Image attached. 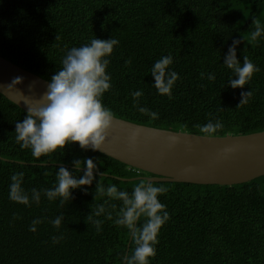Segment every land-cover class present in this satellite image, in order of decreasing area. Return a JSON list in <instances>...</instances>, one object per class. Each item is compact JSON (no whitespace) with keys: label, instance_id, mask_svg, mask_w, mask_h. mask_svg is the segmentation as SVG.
<instances>
[{"label":"trees","instance_id":"1","mask_svg":"<svg viewBox=\"0 0 264 264\" xmlns=\"http://www.w3.org/2000/svg\"><path fill=\"white\" fill-rule=\"evenodd\" d=\"M256 23L264 25V0H0V56L49 82L67 49L94 36L113 37L119 45L102 103L114 117L199 135L201 125L220 120L223 128L212 137L247 135L264 131V37L251 39ZM233 40L239 41L238 61L247 57L260 69L243 89L226 84L232 73L222 66ZM163 55L172 56L179 76L171 99L151 86L150 68ZM209 72L213 81L206 79ZM249 88L252 96L238 106ZM138 89V106L158 119L133 106L131 92ZM25 113L0 93V264H123L135 245L128 230L113 223L121 202L101 195L96 184L130 192L155 175L78 144L33 158L14 139ZM85 158L101 175L94 173L93 183L74 190L63 206L47 200L41 190L54 187L57 169L79 176L82 169L72 161ZM14 172H23L29 197L33 188L41 192L38 204L9 199ZM151 183L167 188L159 200L170 218L150 264H264V176L232 186ZM101 204L105 212L92 217L103 221L97 231L89 217ZM61 214V226L54 228L50 221ZM33 219L42 221L36 232L28 230ZM52 236L62 238L53 244Z\"/></svg>","mask_w":264,"mask_h":264},{"label":"clouds","instance_id":"2","mask_svg":"<svg viewBox=\"0 0 264 264\" xmlns=\"http://www.w3.org/2000/svg\"><path fill=\"white\" fill-rule=\"evenodd\" d=\"M250 35L252 40L264 37V25L256 23ZM238 43L237 40L232 41L222 64L232 73L226 84L233 89H243L252 80L253 74L260 70L247 57H243L242 63L238 61ZM118 45L116 38L102 40L94 36L79 47L67 49L60 61L61 67L51 76L46 91L35 102L25 103L27 111L15 123L14 139L21 150L28 149L33 158H40L58 150L62 152L66 145L72 144H78L82 150L90 149L94 152L102 148L115 121L113 112L102 103V97L111 88V76L107 68L114 47ZM172 64V56L163 55L150 68L153 78L151 86L158 95L169 99L172 98V89L179 79L178 73L171 67ZM199 75L201 79L205 78L204 72ZM206 79L213 81L215 74L209 72ZM20 82L21 77H15L6 90ZM142 95L139 89L131 92L133 106L149 119H158L157 112L138 106L137 98ZM240 96L238 106L246 103L252 96L251 89L241 91ZM222 128V122L216 120L201 125L199 131L202 136L210 137ZM138 135L136 131H131L130 143L135 144ZM72 164L77 171L82 169V174L77 176L65 167H59L54 187L41 190L47 200L58 199L60 206H63L65 201L70 200L74 190H84L85 186L93 183L94 173L101 175L96 163L90 158L82 161L74 159ZM23 175V172L11 174L9 199L24 205H28L31 199L38 204L41 192L33 188L29 197L22 187ZM96 190L101 195L121 202L113 223L125 227L135 245L130 254L124 256L123 264H150L151 258L156 255L160 229L170 218L166 206L159 200V196L167 188L141 179L130 192L118 189L114 184L106 188L96 184ZM104 212V205H98L89 218L99 217ZM107 218L112 219L111 214H107ZM62 220L63 214L57 215L50 223L58 229ZM41 222L40 219H33L28 230L36 232V226ZM92 223L97 231L101 230L102 220L92 219ZM61 238L52 236V243H58Z\"/></svg>","mask_w":264,"mask_h":264},{"label":"water","instance_id":"3","mask_svg":"<svg viewBox=\"0 0 264 264\" xmlns=\"http://www.w3.org/2000/svg\"><path fill=\"white\" fill-rule=\"evenodd\" d=\"M15 77H21V82L6 90ZM47 84L0 56V93L24 111L25 103L39 99ZM114 119L105 144L97 151L155 175L145 178L149 183L232 186L264 176V131L205 137ZM131 131L139 134L135 144L129 140Z\"/></svg>","mask_w":264,"mask_h":264}]
</instances>
